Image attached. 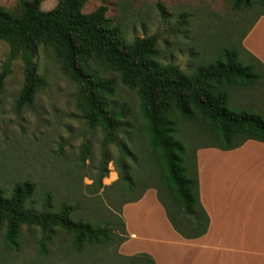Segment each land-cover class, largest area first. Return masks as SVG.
Returning <instances> with one entry per match:
<instances>
[{
	"label": "rangeland",
	"instance_id": "rangeland-1",
	"mask_svg": "<svg viewBox=\"0 0 264 264\" xmlns=\"http://www.w3.org/2000/svg\"><path fill=\"white\" fill-rule=\"evenodd\" d=\"M19 1L0 0V6L17 14ZM58 1L43 0L40 9L49 11ZM100 6L120 26L126 44L156 36L158 62L177 65L186 75L212 64L225 50H235L243 65L256 66L260 78L250 86L229 87L228 107L264 119V78L243 46L247 34L264 18L263 6L254 3L251 8L236 9L231 0H90L84 12ZM33 62L43 86L32 103L17 106L25 62L21 55L12 57L8 45L0 41V76L4 74L0 188L9 194L16 184L32 183L35 189L25 208L55 213L66 205L73 221L109 227L111 235L108 243L85 245L77 253L72 236L64 231L56 229L50 241H44L46 233L23 226L20 247L13 251L4 243L1 229L0 264H127L119 253L121 209L151 189L163 198L164 189L157 155L145 147L137 91L123 85L120 75L102 63H89L99 77L113 81L110 104L124 112L116 142L104 144L101 129L90 126L78 109L79 87L63 72L53 50L41 45ZM179 130L190 159L197 148L215 143L198 119L180 122ZM41 243L45 253L39 251Z\"/></svg>",
	"mask_w": 264,
	"mask_h": 264
},
{
	"label": "trees",
	"instance_id": "trees-1",
	"mask_svg": "<svg viewBox=\"0 0 264 264\" xmlns=\"http://www.w3.org/2000/svg\"><path fill=\"white\" fill-rule=\"evenodd\" d=\"M89 1L59 0L51 10L42 11L43 0H20L17 14L0 6V41L8 45L12 57L21 55L26 66L17 106L32 103L34 94L43 86L33 59L39 47L46 45L61 62L63 72L78 85V109L87 123L101 129L104 144L115 143L124 112L110 104L113 81L99 77L89 63L98 61L118 73L123 85L137 91L145 147L157 155L163 174V198L156 191L167 218L180 235L197 238L205 233L208 218L198 199L194 157L190 161L187 146L179 137V123L198 119L206 126L215 144L204 147L230 150L248 139L264 143V119L228 107V88L256 83L260 78L256 66L243 65L237 52L227 49L212 64L199 66L186 75L177 65L158 62L156 36L136 38L126 44L120 26L107 16L106 7L84 12ZM231 2L236 9L251 8L254 3L264 7V0ZM257 64L264 78L263 67ZM3 79L4 74L0 76V88ZM237 138L241 141L236 142ZM125 180L132 185L129 176ZM34 189L29 182L16 184L9 194L0 188V230H4L3 241L9 249L18 251L23 226L39 228L47 234L44 241H50L56 229L62 230L72 236L77 253L85 245L110 241L109 227L73 221L66 205L55 213L25 208ZM121 227L119 245L127 239L123 220ZM39 251L45 253L43 243ZM123 258L127 264H155L145 253Z\"/></svg>",
	"mask_w": 264,
	"mask_h": 264
},
{
	"label": "crops",
	"instance_id": "crops-1",
	"mask_svg": "<svg viewBox=\"0 0 264 264\" xmlns=\"http://www.w3.org/2000/svg\"><path fill=\"white\" fill-rule=\"evenodd\" d=\"M243 46L264 71V18ZM193 157L198 199L208 218L205 233L180 235L151 189L122 207L127 239L119 253H145L155 264H264V143L248 139L230 150L199 147Z\"/></svg>",
	"mask_w": 264,
	"mask_h": 264
}]
</instances>
